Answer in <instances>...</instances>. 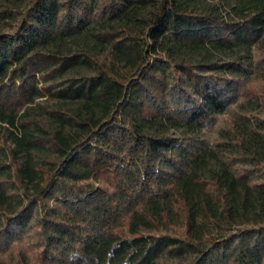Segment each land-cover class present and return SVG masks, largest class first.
<instances>
[{"label":"trees","instance_id":"obj_1","mask_svg":"<svg viewBox=\"0 0 264 264\" xmlns=\"http://www.w3.org/2000/svg\"><path fill=\"white\" fill-rule=\"evenodd\" d=\"M0 264H264V0H0Z\"/></svg>","mask_w":264,"mask_h":264},{"label":"rangeland","instance_id":"obj_2","mask_svg":"<svg viewBox=\"0 0 264 264\" xmlns=\"http://www.w3.org/2000/svg\"><path fill=\"white\" fill-rule=\"evenodd\" d=\"M45 102V101H44Z\"/></svg>","mask_w":264,"mask_h":264}]
</instances>
